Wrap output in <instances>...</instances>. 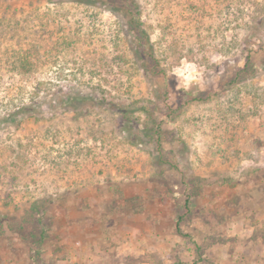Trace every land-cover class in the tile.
<instances>
[{
	"label": "rangeland",
	"instance_id": "rangeland-1",
	"mask_svg": "<svg viewBox=\"0 0 264 264\" xmlns=\"http://www.w3.org/2000/svg\"><path fill=\"white\" fill-rule=\"evenodd\" d=\"M0 264H264V0H0Z\"/></svg>",
	"mask_w": 264,
	"mask_h": 264
},
{
	"label": "trees",
	"instance_id": "trees-1",
	"mask_svg": "<svg viewBox=\"0 0 264 264\" xmlns=\"http://www.w3.org/2000/svg\"><path fill=\"white\" fill-rule=\"evenodd\" d=\"M250 63H251V61H250V57H248L247 58V60H246V63H245V67L238 73V75H240L241 73H248V71H249V67H250ZM105 100H106V98H103V100H101L103 103H105ZM108 104H111L112 105V102H107ZM117 109H119V111H121V112H124L125 114V117H127V111L126 110H123L122 108H120V105H118L117 106ZM144 111L146 112V111H148V107L147 106H144ZM126 119H128V118H126ZM152 129H146L145 130V133H146V135H151V133H150V131H151ZM147 131V132H146ZM33 206L35 207L36 206V204H33ZM180 219V218H179ZM177 220V226H178V229L180 230V225H179V223H180V220Z\"/></svg>",
	"mask_w": 264,
	"mask_h": 264
},
{
	"label": "clouds",
	"instance_id": "clouds-1",
	"mask_svg": "<svg viewBox=\"0 0 264 264\" xmlns=\"http://www.w3.org/2000/svg\"><path fill=\"white\" fill-rule=\"evenodd\" d=\"M181 75H183L181 73ZM177 88L180 89V88H184L185 90H187L188 88V81L187 80H184V81H180L179 78L177 80Z\"/></svg>",
	"mask_w": 264,
	"mask_h": 264
}]
</instances>
